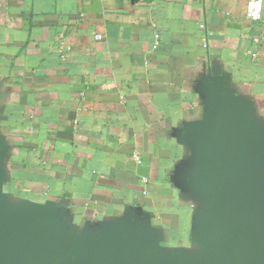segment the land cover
I'll list each match as a JSON object with an SVG mask.
<instances>
[{
    "label": "crops",
    "instance_id": "crops-1",
    "mask_svg": "<svg viewBox=\"0 0 264 264\" xmlns=\"http://www.w3.org/2000/svg\"><path fill=\"white\" fill-rule=\"evenodd\" d=\"M248 1L0 0L4 191L58 202L74 227L137 208L162 245L192 248L198 201L174 175L208 69L264 118L262 30Z\"/></svg>",
    "mask_w": 264,
    "mask_h": 264
},
{
    "label": "water",
    "instance_id": "water-1",
    "mask_svg": "<svg viewBox=\"0 0 264 264\" xmlns=\"http://www.w3.org/2000/svg\"><path fill=\"white\" fill-rule=\"evenodd\" d=\"M199 93L202 116L181 129L190 154L174 175L198 201L192 248L162 245L164 233L137 208L74 227L58 202L12 198L0 135V264H264V118L221 68L208 69Z\"/></svg>",
    "mask_w": 264,
    "mask_h": 264
},
{
    "label": "built area",
    "instance_id": "built-area-1",
    "mask_svg": "<svg viewBox=\"0 0 264 264\" xmlns=\"http://www.w3.org/2000/svg\"><path fill=\"white\" fill-rule=\"evenodd\" d=\"M246 17L256 23L261 25V33L253 37V43L256 47H261L264 53V7L262 0H249L246 9ZM202 27V25H201ZM206 45V44H205ZM259 50L256 49V53H253L254 56L257 55Z\"/></svg>",
    "mask_w": 264,
    "mask_h": 264
},
{
    "label": "trees",
    "instance_id": "trees-1",
    "mask_svg": "<svg viewBox=\"0 0 264 264\" xmlns=\"http://www.w3.org/2000/svg\"><path fill=\"white\" fill-rule=\"evenodd\" d=\"M7 187L10 188L11 190H15V189L18 190V186L15 184L13 185V183L8 184Z\"/></svg>",
    "mask_w": 264,
    "mask_h": 264
}]
</instances>
